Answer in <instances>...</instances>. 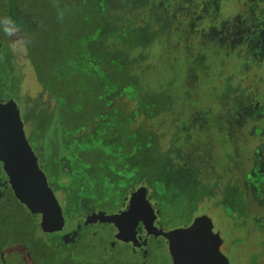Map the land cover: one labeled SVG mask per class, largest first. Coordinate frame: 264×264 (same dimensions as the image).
<instances>
[{"label": "trees", "instance_id": "obj_1", "mask_svg": "<svg viewBox=\"0 0 264 264\" xmlns=\"http://www.w3.org/2000/svg\"><path fill=\"white\" fill-rule=\"evenodd\" d=\"M109 13V0H0V100L16 97L18 91L9 43L16 32L47 94L35 96L21 112L26 136L69 214L66 219L87 206L112 210L126 189L142 184L162 206L173 201L184 205L191 218L205 211L202 204L212 199L215 184L198 178L193 158L172 145L162 147L154 130L137 123L138 117L149 120L162 113L167 96L144 89L138 76L106 47L102 32ZM112 36L127 48L136 44L127 24ZM238 104V121L255 116L254 103ZM54 122L59 140L43 157L42 136ZM263 168L252 167L248 174L255 188L262 187ZM4 192L0 251L7 252L6 264H19L20 256L24 264H88L79 249L93 236L61 242L58 233L40 229L38 215L15 197L8 182ZM217 203L231 215L246 213L245 195L235 184L223 187ZM11 255L15 263L8 261Z\"/></svg>", "mask_w": 264, "mask_h": 264}, {"label": "rangeland", "instance_id": "obj_2", "mask_svg": "<svg viewBox=\"0 0 264 264\" xmlns=\"http://www.w3.org/2000/svg\"><path fill=\"white\" fill-rule=\"evenodd\" d=\"M109 3L102 32L104 44L138 76L144 89L167 96L162 113L149 120L138 117L137 123L154 130L162 147L172 145L180 148L184 157L193 158L198 178L215 184L212 199L202 205L220 230L221 250L230 264H257L256 254L264 248L259 244V238H264V191L255 195L247 178L252 167L264 165V113L257 110L254 117L241 121L234 113H240L238 101L254 103L264 88L261 0ZM122 24L135 34L133 48L119 44L112 36ZM9 38L14 73L19 78L16 97H12L21 113L35 96L46 92L25 58L18 33ZM58 140L54 122L42 136L39 148L43 157ZM233 184L245 195L246 213L229 219L217 201L223 187ZM164 208L171 223L189 219L179 202L166 203ZM111 231L109 225H101L99 236L81 246L79 254L88 264H120L117 253L128 258L107 246ZM16 250L24 254L22 248ZM3 255H7L6 250ZM2 259L0 254V264ZM10 259L16 262L13 255ZM17 260L24 264L21 256Z\"/></svg>", "mask_w": 264, "mask_h": 264}, {"label": "water", "instance_id": "obj_3", "mask_svg": "<svg viewBox=\"0 0 264 264\" xmlns=\"http://www.w3.org/2000/svg\"><path fill=\"white\" fill-rule=\"evenodd\" d=\"M0 162L15 197L31 213L40 214L41 230H61L65 223L61 204L27 139L20 109L12 97L0 100ZM146 190L143 184L137 186L130 193L124 210L118 213L99 210L88 215L85 223L91 219L112 222L118 227L116 237L129 239L125 229L135 223V218L129 219L128 215L140 208L142 199L149 206L144 198ZM212 226L211 217L200 213L186 226L161 230L168 238L173 263L230 264L219 247L222 238L218 231L212 230Z\"/></svg>", "mask_w": 264, "mask_h": 264}, {"label": "flooded vegetation", "instance_id": "obj_4", "mask_svg": "<svg viewBox=\"0 0 264 264\" xmlns=\"http://www.w3.org/2000/svg\"><path fill=\"white\" fill-rule=\"evenodd\" d=\"M261 5L264 8V0H261ZM254 106L256 113L257 110L258 112L264 113V88H262L260 94L257 97V100L254 102ZM2 171L3 170L0 165V197L4 195L5 193L4 190L5 188H7L6 177H4L3 174H1ZM136 187L137 186L126 189V193L122 196L119 205L112 210H105V209L93 208L87 206L82 211L73 214L72 220L68 221L66 217L69 216V214H66L65 210L62 208V213L65 219L63 228L59 231H53V232H45L43 230L42 231L46 234L58 233L61 242L64 243L73 241L75 239H79L82 235L83 236L91 235L94 237L95 240L97 236H99L98 233L99 227L101 225L107 224L111 227L112 230L110 233V238L107 240V246L111 249L117 248V251L120 250V252H123V254H125L128 257L127 259H123L121 255L117 253L118 256L116 258L119 260L120 264H174L169 250L168 238L165 235H163V233H161V230L169 231L176 227L186 226L192 221L194 216L205 212L196 213L186 221L171 223L168 220V213L166 212V208H164V206H162L159 203V201L156 199V197L151 193L150 189L147 187L144 198L148 202L149 206H147V204L144 203V200L142 199L140 208L136 212L128 215L129 219L135 218V223L132 226L128 225L129 227L127 226V230L125 229L126 236L129 239L125 240L116 237L115 234L118 231V227L112 222H104V221H99L98 219L96 220L91 219L87 223H85L86 217L93 212L102 210L107 213L108 212L118 213L124 210L127 207L130 193ZM253 188L255 190L254 194L258 195L264 191V183H262V187L260 188H255V187ZM36 214L38 215L39 218L38 219V225H39L40 214L39 213ZM225 214L229 217V219L232 218V215L230 213L225 212ZM78 218L80 219L79 221ZM72 221L74 222V225H69L71 224ZM212 222H213L212 230L214 232L218 231L220 235V230L215 228V224L213 220ZM222 242L223 239L219 246L220 250H221ZM259 244L261 246L264 245V238L262 237L259 238ZM20 253L23 254L22 252ZM0 254L2 258H4L3 251H0ZM223 254L225 255V253ZM256 256L258 262L257 264H264V248H261V250L258 251ZM2 260L4 262L3 264H6L5 258Z\"/></svg>", "mask_w": 264, "mask_h": 264}]
</instances>
